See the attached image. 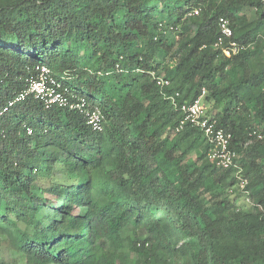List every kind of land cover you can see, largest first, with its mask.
Returning a JSON list of instances; mask_svg holds the SVG:
<instances>
[{
	"label": "trees",
	"instance_id": "trees-1",
	"mask_svg": "<svg viewBox=\"0 0 264 264\" xmlns=\"http://www.w3.org/2000/svg\"><path fill=\"white\" fill-rule=\"evenodd\" d=\"M204 89L230 169L180 128ZM0 264H264V0H0Z\"/></svg>",
	"mask_w": 264,
	"mask_h": 264
},
{
	"label": "built area",
	"instance_id": "built-area-1",
	"mask_svg": "<svg viewBox=\"0 0 264 264\" xmlns=\"http://www.w3.org/2000/svg\"><path fill=\"white\" fill-rule=\"evenodd\" d=\"M195 14L197 15L198 12H195ZM219 29L221 35L216 46L221 48L227 57L237 54L240 48L237 42L233 40V30L229 20L223 17L220 18ZM37 70L38 75L31 81L27 95H33L47 109L59 107L71 111L84 112L88 118V125L93 130L97 132L103 130L102 123L104 117L98 108L89 109L87 101L84 98L72 95L66 89H63L48 68L38 67ZM157 85L165 87L169 85V81L164 78H159L157 79ZM205 95L206 91L204 89L193 103L182 105L181 111L184 114V118L181 121L180 128L190 123L194 127L201 129L212 146V149L208 153L209 160L218 168L230 169L235 165L236 159V154L231 149L232 136L230 133L219 129L217 122L211 121L207 116V107L204 103ZM245 183V181L241 183L242 188H244Z\"/></svg>",
	"mask_w": 264,
	"mask_h": 264
},
{
	"label": "rangeland",
	"instance_id": "rangeland-1",
	"mask_svg": "<svg viewBox=\"0 0 264 264\" xmlns=\"http://www.w3.org/2000/svg\"><path fill=\"white\" fill-rule=\"evenodd\" d=\"M252 14V13H251ZM250 15V14H249ZM251 17V16H250ZM5 256H8V254H6ZM7 258V257H6Z\"/></svg>",
	"mask_w": 264,
	"mask_h": 264
}]
</instances>
